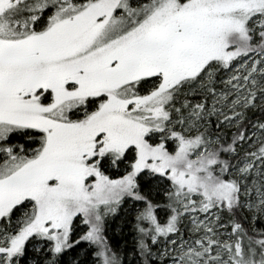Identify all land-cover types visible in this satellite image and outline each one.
Here are the masks:
<instances>
[{
    "label": "snow or ice",
    "instance_id": "snow-or-ice-1",
    "mask_svg": "<svg viewBox=\"0 0 264 264\" xmlns=\"http://www.w3.org/2000/svg\"><path fill=\"white\" fill-rule=\"evenodd\" d=\"M0 264H264V0H0Z\"/></svg>",
    "mask_w": 264,
    "mask_h": 264
},
{
    "label": "trees",
    "instance_id": "trees-1",
    "mask_svg": "<svg viewBox=\"0 0 264 264\" xmlns=\"http://www.w3.org/2000/svg\"><path fill=\"white\" fill-rule=\"evenodd\" d=\"M116 223V222H115ZM119 222H117L116 224H118ZM114 226H115V224H114ZM110 235H111V233H110ZM116 238H118V236L116 237Z\"/></svg>",
    "mask_w": 264,
    "mask_h": 264
},
{
    "label": "rangeland",
    "instance_id": "rangeland-1",
    "mask_svg": "<svg viewBox=\"0 0 264 264\" xmlns=\"http://www.w3.org/2000/svg\"><path fill=\"white\" fill-rule=\"evenodd\" d=\"M117 223V222H116Z\"/></svg>",
    "mask_w": 264,
    "mask_h": 264
}]
</instances>
